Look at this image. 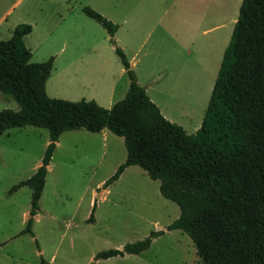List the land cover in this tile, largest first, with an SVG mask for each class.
<instances>
[{"label":"trees","instance_id":"trees-1","mask_svg":"<svg viewBox=\"0 0 264 264\" xmlns=\"http://www.w3.org/2000/svg\"><path fill=\"white\" fill-rule=\"evenodd\" d=\"M82 12L105 30L128 78L124 96L109 108L93 100L69 101L45 94L53 57L29 61L30 51L22 42L29 24L15 25L10 37L0 40V93L17 105L16 110H0V134L26 125L48 133L40 164L8 190L30 189L21 232L32 235L46 168L60 133L106 128L122 138L125 158L103 188L125 167L137 165L158 182L159 194L177 206L178 215L142 239L96 252L93 260L138 254L164 230L179 229L204 264H264V0L240 1L193 133L165 119L146 96L115 43L117 25L87 6ZM86 221H93L92 212ZM39 264L47 263L40 258Z\"/></svg>","mask_w":264,"mask_h":264},{"label":"rangeland","instance_id":"rangeland-1","mask_svg":"<svg viewBox=\"0 0 264 264\" xmlns=\"http://www.w3.org/2000/svg\"><path fill=\"white\" fill-rule=\"evenodd\" d=\"M12 1L0 0V16L3 15L0 40L9 37L7 29L17 15L23 19L46 16L55 23L61 14L65 19L59 28L67 22L78 21L89 32V42L77 46L80 52L87 57V46H93L95 53L103 58L102 65L96 69L85 62L84 75L72 78L71 82L53 73L47 83L56 89L53 98L64 99L67 93L76 94L82 85H87L88 90L96 86L103 88L114 79L121 64L104 29L87 19L82 7L87 6L119 25L117 36L126 57L138 45L144 26L155 23L156 31L170 28L177 41L171 60L176 71L169 76L170 81L168 76L163 81L167 79L170 88L190 87L192 114L197 117L205 107L233 26L230 20L236 18L240 3V0H22L12 11L4 13ZM122 19L125 23H121ZM218 24L220 27L211 28ZM129 28L135 30L133 39L128 37ZM204 29L208 30L202 33ZM115 42L120 47L116 39ZM51 43L38 46L29 61L38 62L42 51L56 54L59 50L65 55L71 47L68 42L66 46L57 40ZM126 77L124 73L122 79ZM122 79L118 80V86ZM171 92L174 91L170 89V100L175 101L176 96ZM5 108L16 110L17 105L0 93V110ZM175 111H180L179 107ZM173 114L185 119L178 112ZM184 130L191 133L187 126ZM47 137L46 129L29 125L7 129L0 135V264H39L40 258L49 264H204L195 254L188 236L182 233L183 240L178 238L179 231L155 243L151 241L139 255L93 260L96 252L119 249L125 243L142 239L151 230L155 231L156 224L163 225L178 214L173 202L160 197L158 182L149 179L138 167L136 170L140 171H127L103 188V182L114 172L109 173L112 165L124 150L121 138L114 135L115 139L107 141L109 145L104 152L95 149L88 140L61 137L59 147L53 150L49 160L38 199L39 209L31 224L32 235L22 233L30 189L21 186L11 193L8 190L32 174V166L40 160ZM104 176L103 182L97 185ZM143 199L149 203L141 204ZM91 212L93 221L87 222Z\"/></svg>","mask_w":264,"mask_h":264},{"label":"crops","instance_id":"crops-1","mask_svg":"<svg viewBox=\"0 0 264 264\" xmlns=\"http://www.w3.org/2000/svg\"><path fill=\"white\" fill-rule=\"evenodd\" d=\"M21 2L22 0H13L9 4L8 8L4 11V13L12 11L13 10L12 8L15 6H18ZM137 11H138V8L136 9V12ZM2 16H0V18H2ZM16 18L17 19L12 24H10V27H8L7 35L10 37L11 31L15 25L19 23L29 24L30 32L22 36V42L24 46L30 51V58L32 57L34 50H37V47L40 46L41 44L47 45L51 42H52L51 44H53V42L57 40V41H61L62 45L64 46L67 45V42L69 43V45H71L69 52L65 55H61L59 50L57 51L56 54L53 52L51 53L50 51H47V52L42 51L41 56L39 57V59H37L38 62H41V61L46 60L49 56L53 57L50 72L44 82V91L48 97L53 98L54 97L53 94L56 91L53 85L47 86V83L53 73H55L57 76H60L61 79L64 80L65 78H67V81L71 82L72 78L75 80L76 78L84 75L85 71L82 69V67L84 66L85 62H87L89 67H92L93 69H96L102 65L103 58L98 53H95L94 51L95 47L89 46V45L87 46L86 48L87 49L86 53L88 54L87 57H85L80 52V50L77 48V46L84 44V42L86 41L89 42V40L91 39L89 36V32H86L82 27L83 25H81L78 21L67 22V24L65 25L63 24V26L59 28L60 24H62L65 19V16L61 14L58 15L56 21H54L55 23H51L46 18V16L37 17V18H34L31 16V19H26V18L23 19L20 17V15H17ZM87 19H92V18L88 17ZM235 19L236 18H233L230 20L231 24L234 23ZM86 21H89V20H86ZM121 23H125V19H122ZM155 26L156 24L152 23V25L143 27V29L144 28L146 29L143 30L142 35L140 36V39L138 40V45L136 46L135 49L130 51L127 57L125 55V57L128 61V64L131 70L133 71L135 75L137 83L143 87L146 96L149 98L151 102H153L156 105L160 114L168 121L181 126L183 130H184V126H187L190 132L193 133L200 125L208 98H207V101L205 100V103H204L205 107H203L202 110L200 111V115L198 117H197V114L193 116L192 114L193 110L191 108L193 97H192V92H191L190 87L187 88L186 86H183L182 88H179L176 86L172 88L171 86L170 88L169 82L167 83V79L163 81V79L166 76H168V80H169V76L172 73H175L176 71V69L173 66H171V60H172V55L175 54L174 45L177 41L171 34L170 28H161L156 31ZM215 27H220V24L214 25L211 28H215ZM120 29H121V26H120ZM217 29H220V28H217ZM118 30H119V25H117V28L114 31V34H113L114 40L116 39L117 43L120 45L119 48L120 49L122 48V52L125 54L124 48L119 41L120 38L117 36ZM207 30L208 29H204L201 32L203 33V32H206ZM134 34H135V30H132L129 28L128 37L133 39ZM152 35H154V37L151 40ZM28 44H31L32 47H30ZM219 63H220V60H219ZM218 67H219V64H218ZM124 73H125V70L122 67V64H120L117 70V73L114 76V79H112L108 84H105L103 88L102 87L98 88L96 86L92 90H88L87 85L86 86L82 85L79 87L78 90H76V94L70 95L69 93H67L62 98H64L65 100L68 99V100H76V101L78 99L93 100L99 106L104 107V108H109L115 101L121 99L127 90L128 78L126 77V79L124 80L122 79V76ZM119 79L123 80L120 86H118L117 84ZM170 89L174 91V92H171V94H175L176 96L175 101L170 100V96H169ZM177 107H179L180 111H175ZM174 112L180 113V115L184 117L185 119H181L180 116L177 117L175 114H173ZM37 128H41V127H37ZM184 131L186 132V130ZM186 133H188V131ZM113 135L114 134H112L106 128H102L98 132H89L83 128L67 130V131H63L62 133H60L55 143L54 149L56 147H59L61 137L64 136V137H67V139L76 137V138L88 140L90 144H93L95 146V149L98 148L100 151L104 152V148L108 147L109 145L107 141L115 139ZM114 136L119 137L116 135ZM121 141H122V138H121ZM47 142H48V137L44 142L45 146ZM122 145H123V142H122ZM123 149H124V146H123ZM124 158H125V149L121 153L120 158L116 159L109 173L114 171L117 165L121 163L124 160ZM39 164H40V160H37L35 164L32 166L33 172L35 171V169L37 168ZM136 167L138 166L129 165L125 167L123 171L119 174L117 179H120L127 171H133V172L140 171V170H136ZM138 168L141 169L140 167ZM48 169H49V162L46 168V172ZM141 171L143 170L141 169ZM104 179H105V176L100 178L96 184L97 185L101 184ZM44 182H45V177H44ZM157 188H158V184H157ZM160 197L162 196L160 195ZM148 201L149 200L147 199H143L141 200V204L147 205L149 203ZM161 203L166 204V202H161ZM176 217L177 216H175L172 220L165 222L163 225L156 224L155 231L158 230L159 228L163 229L164 226L169 224ZM154 223H157V221H155ZM173 231H179L178 238L183 240L184 236L182 235V233L184 232H182L179 229H171V230H164L161 235L155 237L152 240V243H155L157 240H159L160 238L166 235H171ZM190 247H189V251L191 255L192 248ZM145 250L141 251L138 254H131V255H139ZM125 255H128V254H125ZM114 257H117V256H114ZM118 257H122V256H118ZM47 264H49V262Z\"/></svg>","mask_w":264,"mask_h":264}]
</instances>
